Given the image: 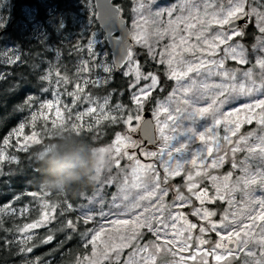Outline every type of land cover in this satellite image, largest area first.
I'll return each mask as SVG.
<instances>
[{"label":"snow or ice","instance_id":"1","mask_svg":"<svg viewBox=\"0 0 264 264\" xmlns=\"http://www.w3.org/2000/svg\"><path fill=\"white\" fill-rule=\"evenodd\" d=\"M153 6L154 0H132L129 12L126 3L113 0L111 12L122 21L126 22V18L132 20V28L127 27V42H119L122 54L115 60L102 59L96 51L98 44L95 36L86 35V32L76 34L75 41L69 45L71 51L77 57L86 52L87 58H81L73 65L75 72L72 74H69L67 65L60 63L63 44L69 36H73L72 22L64 23V18H54L49 26L59 39V45L49 44L48 31L42 34L39 30L33 32L44 50L54 53V61H48V67L39 75V80L49 85L54 81L71 97L73 105L86 102L85 111L95 117L96 126L102 122L122 126L123 131L116 132L111 145L101 147V151L107 153L109 168H118L123 157L135 160L131 186L142 189L144 193L131 200L127 196L123 198V215L126 218L112 221L122 229L118 233L119 242L101 241L103 246L98 251L97 241H100L104 229L95 234L86 230L82 234L83 247L87 249L91 246V257H76L74 264H98V261L100 264H158L159 255L172 253L175 257L177 250L181 253L189 250L188 256H181L176 261V264H188L189 260H196V253L191 251L193 245L216 264L238 260L239 253L244 254V264H264V197L256 198L253 191L256 186L264 188V99L243 103L240 108L233 106V102L241 96L251 97L257 91L264 92V0H228L226 5L222 0H181L174 5L156 7L155 11H152ZM23 7L30 8V5L25 0H15V3L13 0H0V43L4 44L0 56H4L5 63L9 65L24 62L22 47L16 40L22 35L25 23L14 19L19 17V20L27 21L31 13L24 12ZM252 18H255V26L260 33L252 46L255 61L246 70L229 68L227 60L237 65L251 63L244 46L234 38L245 35L244 28L236 21L247 23ZM149 21L150 27H142ZM212 25L217 26L214 34L209 31ZM13 26L18 33L16 40L9 32ZM85 39L86 43H82ZM165 40L167 43L161 47ZM137 46L146 49L143 64L138 59ZM146 65L149 69L153 65L162 67L154 71L145 70ZM32 67L38 69L39 64ZM117 71L126 84V88L119 91L108 88ZM241 71L242 80L239 78ZM161 75L164 83L161 82ZM193 75L206 79L214 76L219 81L202 83L197 87L198 81L193 79ZM167 81H175V84L163 100H155L153 126L151 121H144L140 113L146 104L152 102L154 92L165 91ZM68 85L72 86V91H68ZM47 90L46 87L40 89L42 93ZM124 91L129 94L134 110L120 102L119 96ZM206 91L214 93L210 97L211 102L198 106ZM114 96L116 102L112 103ZM36 100L32 95L26 96L20 107H31ZM225 105L232 110L224 112ZM51 106L48 101L40 105L41 109ZM242 110L246 112L243 121L238 115ZM59 111L57 108L58 114ZM233 114L237 115L234 121L230 119ZM209 117L211 123L198 126L199 120L207 121ZM33 119H36L35 113ZM242 122H255L260 134L257 135L256 130L246 135L239 134ZM221 127L223 136L219 131ZM23 128L21 123L9 136H19ZM81 128L82 125H72L77 135ZM87 130L93 131V127L89 126ZM137 134L139 139L134 138ZM24 140L25 148L29 140L33 144L41 143L36 133ZM197 141L199 145L193 148ZM3 144H9L8 137L4 138ZM147 145L156 146V150H149ZM229 152L232 154L231 168L240 174L235 179L232 171L223 176L213 175L211 170L221 167ZM238 152L244 153V158L239 161L236 159ZM137 154L151 163L141 164ZM5 160L12 162L15 157H8L0 151V161ZM138 171L143 172V177L138 175ZM112 182L109 178L104 184ZM128 183L125 177L122 190L127 189ZM238 191L243 193L242 203L251 205L245 212L232 210L236 204L234 194ZM83 199L89 204L94 202L86 195ZM95 202L104 203L102 198ZM225 203L228 207L222 214L218 213L215 208ZM65 204L68 211L73 210L71 203L65 201ZM257 207L259 211H256ZM96 211L94 207L82 209L83 216L78 219L88 224L94 220ZM100 215L104 216L102 210ZM218 215L219 220L213 219ZM49 218V213L42 212L40 220L18 231L39 227ZM66 226L75 230V224L70 219ZM206 233H214L218 237L210 251L202 247L209 243L203 238ZM148 235L152 239H146ZM88 236H91L90 240ZM52 240L53 236L47 235L41 242ZM8 243L5 241L6 246ZM20 251L31 252L32 247H21ZM201 262L208 264L202 257Z\"/></svg>","mask_w":264,"mask_h":264},{"label":"trees","instance_id":"2","mask_svg":"<svg viewBox=\"0 0 264 264\" xmlns=\"http://www.w3.org/2000/svg\"><path fill=\"white\" fill-rule=\"evenodd\" d=\"M78 1L25 0L30 7H37L38 10L34 17L42 20L49 32L51 30L50 22L46 19L47 16L58 18L63 13V9L66 11L76 10L80 6ZM122 2L127 4L130 11L132 0H122ZM47 4L53 11L50 15L46 10ZM64 15L68 16L66 12ZM27 20H30L29 23L32 25V20ZM17 22L22 23L21 20H17ZM35 30L33 26L31 28L25 26L21 29L22 35L18 40H16L18 33L15 26L9 30L16 43L22 47L24 62L13 65L0 62V76H2L0 78V147L3 146L4 138L14 128H17L24 118L27 107L21 108L20 105L25 97L38 95L41 92V87L47 83L46 81L41 82L39 75L43 74L46 67L44 60L47 57L54 58V53L44 50V46L33 35ZM257 36H259V31L254 20L251 19L245 29V35L240 37L250 52L253 50L252 46L256 43ZM49 44L59 45V39L55 37L54 32L49 35ZM61 50L64 55L63 62L68 66L69 73H74L72 58H75L76 54L70 53L65 44ZM137 51L139 60L143 64L146 50L137 48ZM36 53L40 55L37 56ZM41 60L44 63H40ZM148 63L152 64L151 61ZM33 64H39V68L33 69ZM161 67L153 65L149 69L146 65L145 70L154 71ZM1 71H4V74H1ZM161 82L164 83L162 75ZM171 86L172 81H167L165 91L154 92L152 102L145 105V110H152L155 100L165 97L171 90ZM108 88H115L118 91L126 88L125 80L118 71L113 74ZM119 100L127 104L131 103L127 91L119 96ZM113 101H116L115 96ZM121 129L120 125H109L104 122L93 131L84 128L79 130V135H77L76 132L68 129L64 130L62 134L54 133V135L45 138L44 142L32 144L28 149H15V161L3 164L4 169L9 173L0 178V208L8 203H13L16 206L29 203L33 207L29 212L22 214L0 212V264H33V262L36 264H74L76 257H83L90 252V245L87 249L83 247L82 235L86 230H90V225L89 223L85 224L82 219H78L79 215L75 209L68 211L65 201L73 206H78L85 200L83 196H91L96 192L98 184L93 179L95 175L93 150L97 146L109 144L115 133ZM46 143L52 145L53 150L43 155V146ZM57 165L63 170L55 171ZM69 177L73 178L69 179ZM59 183L62 184V187H58ZM46 185H57V189L51 188L47 193V198L51 203L58 202V209L56 213H52L47 223H42V226L35 228L31 239L22 240L18 229H21L26 223L39 220L41 206L37 194ZM223 207L224 205L215 209L221 212ZM69 219L74 222L75 230L67 228L66 222ZM47 235H52L53 240L49 243H42L41 241ZM213 236L215 234H210L209 238ZM5 241L9 242L7 246ZM26 246L32 247V251L22 253L20 248ZM37 258H39L38 261ZM232 264H241L240 258L234 260Z\"/></svg>","mask_w":264,"mask_h":264},{"label":"rangeland","instance_id":"3","mask_svg":"<svg viewBox=\"0 0 264 264\" xmlns=\"http://www.w3.org/2000/svg\"><path fill=\"white\" fill-rule=\"evenodd\" d=\"M179 2H181V0H154V6L152 8V11H155L156 7L170 6V5L177 4ZM13 3H15L14 0H13ZM78 3L80 5L78 7V9L70 10V11H66L63 9L62 10L63 13L62 14L60 13L61 15H59V17H58V18H64V23H67L68 21L72 22L71 33L73 36H69L67 38V40L64 42L65 47L69 50L70 53H74L71 51V48L69 46L70 43L75 41V39H76L75 35L76 34H83L86 32V35L88 34L90 36L96 37L97 44H98L96 51L98 54H100L101 58L102 59H109V58L112 59V52L108 46L106 34L101 29V27H99V25L97 26L98 23H97V19L95 17L96 8H95L94 0H79ZM222 3H224L226 5L228 3V0H226V1L222 0ZM37 10H38L37 7H30V8L29 7H23L24 12L30 11L31 15L28 17V19L32 20V25L29 23L30 20H27L26 22L25 21H21V22L25 23V26L31 25V26H33L34 29L39 30L41 33H43L45 31H48V29L44 25L42 20L36 19L34 17L36 15ZM46 10H47L49 15L52 14V12H53L52 8L49 7L48 4H47ZM64 12H66L68 14V16L64 15ZM14 19L19 20V17H14ZM46 19H48L47 21L50 22V25H52V21L54 18H50L47 16ZM252 20H254V23L256 25L255 18H252ZM128 21L130 23V28H132L131 18ZM164 23L165 24L167 23V17L166 16L164 17ZM245 25L246 24H243V25H241V27L244 28ZM150 26H151V21H149V24H147V25H142V27H145V28L150 27ZM216 27H217L216 25H212L209 28V31L213 32V34H214L213 30ZM12 28H10L9 30H11ZM49 33L51 35V32H49ZM259 35H260V33H259ZM64 36H68V33H64ZM234 39L238 40L239 43H241L244 46V48L246 49V51L248 53V59L251 63L244 64V65H237L234 61L227 60L226 66L229 68H235L238 70H246L247 68L252 66V63H254L255 54L253 53V50L250 52V50L246 47V45H244L242 43L240 37H237ZM81 42L86 43V39L82 40ZM164 43H167V41L166 40L163 41L161 44V47L163 46ZM3 47H4L3 43H0V49H2ZM137 48H140V47L137 46L136 51H137ZM251 53H253V55H251ZM220 55L222 56L223 53L221 52ZM63 58H64V55H63L62 50H61V60H60L61 64H65V62H63ZM81 58L86 59L87 53L85 52L83 54V56H81V57H77L75 55V58H72L73 59L72 65L78 63L79 59H81ZM138 59H139V56H138ZM44 61H45V65H46V67L44 68V71H45L48 67V61H54V58L50 59V57H47V59ZM0 62L5 63V57L4 56H0ZM5 64H7V63H5ZM73 71L75 72V68H73ZM1 74H4V71H1ZM69 74H72V73H69ZM190 75H192V74H190ZM239 78L241 80L243 79L242 71L240 72ZM193 79L198 81L197 87H199V85L202 83L211 84L213 82L219 81V78L214 77V76L208 77L206 79L204 76L196 77L193 75ZM174 84H175V81H172V85H174ZM44 87L48 88V90L46 92H43V93L40 92L38 95H32V96L36 97L37 100H36V103L34 105L26 108V114H25V116L21 122L24 124V128H23L22 132L20 133V135L16 136L13 134V135L9 136V134H8L6 136L9 138V144L8 145L3 144V146L0 147V151H3L6 154V156L15 157V159H16V156L14 154L15 149L16 150L28 149L29 146L32 145L33 143L29 140L27 142L28 147L25 148L24 147V144H25L24 138L30 137L33 133H36L37 138L40 141L44 142L45 138H47L51 135H54V133L62 134L64 132V130H68V129L72 130V125H82L81 129H84V128L88 129L89 126H92L94 129V128L100 127L104 123V122H102L99 126H96L94 124L95 117L90 115V114H87L85 111V109L88 106L87 103L86 102H78L76 105H73L71 102V97L64 93L62 87H57L55 85L54 81L52 82L51 85H49V83L47 82ZM67 88H68V91H72L71 85H68ZM212 96H214L213 92L206 91L203 98L200 100V103L198 106H205L206 102L210 103L211 102L210 97H212ZM163 99H164V97L160 98V100H163ZM254 99H264V92L257 91L255 93H253L251 97L241 96V97H239L238 101L233 102V106L236 108H240L241 104L250 103ZM44 101L51 102V105H52L51 108L45 107V108L41 109L40 105ZM115 102L116 101L112 100V103H115ZM120 102L123 104L129 105V107H132L134 110V106L131 105V103L127 104V103L123 102L122 100H120ZM57 108H59V110H60L59 114L57 113ZM154 108H155V106H154ZM154 108L151 110V113H153ZM231 110L232 109L227 105H225L223 108V111L226 113L230 112ZM146 112H147V110H145V106H144L143 111L140 113L143 119L146 116ZM34 113L36 114L35 120L33 119ZM41 113H43V115H41ZM238 115H239V118L241 119V121H243L244 117L246 115V112L242 110L238 113ZM230 119L233 121L236 120L237 115L233 114L230 117ZM154 123H155V120H154ZM197 123H198V126H203L206 123H211V118L209 117L207 119V121L199 120ZM17 129H18V127L14 128L10 133H13L14 130H17ZM81 129H78V131ZM253 130H256L257 135L260 134L259 126L256 125L255 122H253L251 124H249L247 122H242L240 130H239V134L246 135L247 133H249ZM122 131H123V128L118 132H122ZM219 131H220V135L223 136L224 135L223 127H221L219 129ZM114 138H115V136H114ZM134 138L139 139L140 135L137 134ZM157 139H158V136H157ZM249 139L251 141V138H249ZM112 140L110 141L109 144L97 146L93 150V155H94V159H95L94 180L97 182L98 188L93 195L88 196V197H89V199H93L94 202L92 204H89L88 201L84 200L82 204H80L78 206H73V209H75V211L77 212L79 217L83 216L82 209H86L89 207L96 208L97 211L95 213V218H94V220L89 222V225H90L89 231H91L92 234H95V232L99 231L101 228L104 229V232L101 234L100 241H97L98 251H100L102 246H103L101 244V241H103L104 243H108L110 241L116 242V243L119 242V234L118 233L122 232V229H119L117 225L112 223V221H114L116 219L126 218L123 215V213L125 211L123 198L125 196H127L129 198V200H131V198H133V197L138 198L139 195L144 194L142 189L134 188L131 186L133 183L132 172H133V169L136 168L135 160H130L127 157H123V158H121L120 166L118 168L116 166H112L111 168H109L110 161L108 159L107 153L102 152L101 147H104V148L108 147L109 145H111ZM198 145H199V141H197L195 144H193L192 147L196 148ZM147 147L151 151L156 150V146L147 145ZM43 149H44V151L42 154L44 155V154L52 151L53 146L46 143V144H44ZM129 151H133V150L130 149ZM136 158L140 161L141 164L151 163L150 160H147L146 158L139 156V154H137ZM243 158H244L243 152L236 153L237 161L242 160ZM5 162H8V160L0 161V169H2V175L0 176V178L9 173L8 171H6L4 169L3 164ZM231 163H232V154H231V152H229L227 158L225 159V161L223 163V165L217 169L211 170L212 174L223 176L227 172L232 171L234 174L233 179H235V177L238 176L240 173L238 170H234L231 168ZM100 174H101V177H100ZM138 175L143 177V172L138 171ZM125 177H127L129 183H128L127 189L122 190V189H124L123 181H124ZM109 178H111V180L113 182L111 184H104V181L109 179ZM177 181H178V178H177ZM58 187H62V184L59 183ZM51 188L57 189V185L56 186L46 185L43 187V190L37 194V198H38L39 204L41 206L40 217H41L42 212H47L51 216L52 213L53 212L56 213V211L58 209V202L55 201V202L51 203L49 201V199L47 198V193L51 190ZM253 191H254V196L256 198L264 197V188L256 186V187H254ZM234 196H235L236 204L232 209L233 211H237L238 213L239 212H245L251 207V205H245L244 203H242V201L244 200L243 193L238 191L234 194ZM101 198L104 201L103 204L95 202ZM45 205H49V207H45ZM223 205H224V207H223V210L221 212H218L215 209L220 214H222L224 212V209L228 207V205L226 203ZM32 207L33 206L29 203L25 204V205H18V206L14 205L13 203H8V204L3 205L0 208V212H5V213L18 212V213L22 214L25 212L26 213L29 212L32 209ZM101 210L104 213L103 217L100 215ZM256 211H259L258 207L256 208ZM213 219L219 220V215L216 217H213ZM229 219H231V216H229ZM39 220H40V218H39ZM33 222L34 221L26 223L25 225L22 226V228H25L26 225H30ZM45 223H47V221L44 222L43 224H45ZM40 226H42V224ZM35 228L26 229L25 232H20L21 239L26 240L27 237H29V236L31 237L34 234ZM210 234H214V233H206L205 234V236L203 238L207 239L209 241V243L202 246L204 249H207L209 251L211 250L212 245L218 239V237H216V236L209 238ZM145 238L146 239H152V237L150 235L146 236ZM88 239L90 240L91 236H88ZM233 247H235V246L233 245ZM191 251L196 253V260L195 261L189 260L188 264H202L201 257L203 258L204 261H207L208 264H216V261L212 260L210 256H203V253L201 251H197V249L195 248L194 245L191 247ZM126 253H127V250H126L125 254ZM188 255H189V250H185L183 253H181L177 250L175 257H173L172 253H168L166 256L165 255H159L157 257V260H158V264H176V261H178L181 256H188ZM85 256L91 257V250ZM238 257L241 260V264H244V254L239 253ZM233 261L234 260L230 259L229 264H232ZM84 264H87V262H84ZM98 264H100L99 261H98ZM221 264H223V262H221Z\"/></svg>","mask_w":264,"mask_h":264},{"label":"water","instance_id":"4","mask_svg":"<svg viewBox=\"0 0 264 264\" xmlns=\"http://www.w3.org/2000/svg\"><path fill=\"white\" fill-rule=\"evenodd\" d=\"M94 3L96 8L95 17L98 24L107 36V42L112 52V59L115 60L122 54V45L119 42L124 41L126 43L129 38L126 33L128 32V28H130V25L127 19L126 22L122 21L120 20L118 15H114L111 12V5L113 3V0H94ZM236 23L238 25L246 24L244 20H238L236 21ZM143 120L151 121L153 126L155 125L151 111L146 112V116ZM151 134L152 132L150 130L149 135ZM145 143L147 142L145 141ZM1 175L2 169H0V176Z\"/></svg>","mask_w":264,"mask_h":264},{"label":"clouds","instance_id":"5","mask_svg":"<svg viewBox=\"0 0 264 264\" xmlns=\"http://www.w3.org/2000/svg\"><path fill=\"white\" fill-rule=\"evenodd\" d=\"M63 169L59 166V165H57V166H55V171H57V172H60V171H62ZM73 177H69V179H72ZM93 179H94V177H93Z\"/></svg>","mask_w":264,"mask_h":264},{"label":"flooded vegetation","instance_id":"6","mask_svg":"<svg viewBox=\"0 0 264 264\" xmlns=\"http://www.w3.org/2000/svg\"><path fill=\"white\" fill-rule=\"evenodd\" d=\"M241 25H243V24H240V26H241ZM247 26H248V24L245 25L244 30L246 29Z\"/></svg>","mask_w":264,"mask_h":264}]
</instances>
